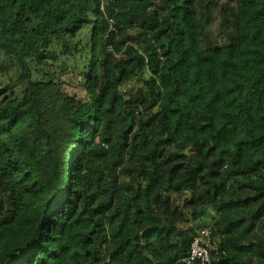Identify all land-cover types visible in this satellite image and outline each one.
<instances>
[{"label":"trees","instance_id":"obj_1","mask_svg":"<svg viewBox=\"0 0 264 264\" xmlns=\"http://www.w3.org/2000/svg\"><path fill=\"white\" fill-rule=\"evenodd\" d=\"M0 68V264H264V0H0Z\"/></svg>","mask_w":264,"mask_h":264},{"label":"built area","instance_id":"obj_2","mask_svg":"<svg viewBox=\"0 0 264 264\" xmlns=\"http://www.w3.org/2000/svg\"><path fill=\"white\" fill-rule=\"evenodd\" d=\"M106 0H100V9L105 11ZM112 22V20H110ZM219 238L213 239L212 228L205 227L201 230L199 235H196L190 245V250L182 261L186 264H195L197 262L202 264H222L218 257ZM105 261H109V257Z\"/></svg>","mask_w":264,"mask_h":264},{"label":"rangeland","instance_id":"obj_3","mask_svg":"<svg viewBox=\"0 0 264 264\" xmlns=\"http://www.w3.org/2000/svg\"><path fill=\"white\" fill-rule=\"evenodd\" d=\"M226 1H227V0H222L223 3L226 2ZM219 9H220V8H218V7H216V8L213 9L214 14H215V16L217 17V20L213 23V25H212V27H211V31H212L214 34L219 33V30H218V26H219V21H218V20H219V14H218V11H219ZM133 32H134V31H133ZM81 36H82V39H84V38L86 37L85 32H83ZM75 61H76V60H75ZM75 61L70 62V65L74 67L73 62H75ZM10 78H11V79L16 78V77L14 76V72L11 70V73H9V74H4V72H3L2 69L0 68V86H4L6 83H8V81L10 80ZM139 84H140V83H139ZM14 87H15L14 90L16 91V90L18 89V86H14ZM133 91H134V89H133ZM203 221H204V219L201 220V221H198V222H197V225H201Z\"/></svg>","mask_w":264,"mask_h":264}]
</instances>
